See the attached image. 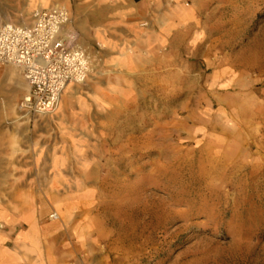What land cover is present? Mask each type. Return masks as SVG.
Segmentation results:
<instances>
[{
  "label": "rangeland",
  "instance_id": "rangeland-1",
  "mask_svg": "<svg viewBox=\"0 0 264 264\" xmlns=\"http://www.w3.org/2000/svg\"><path fill=\"white\" fill-rule=\"evenodd\" d=\"M61 2L93 69L35 122L21 69L0 67V264H264V0H0V16ZM27 214L66 215L68 244L23 243Z\"/></svg>",
  "mask_w": 264,
  "mask_h": 264
},
{
  "label": "built area",
  "instance_id": "built-area-1",
  "mask_svg": "<svg viewBox=\"0 0 264 264\" xmlns=\"http://www.w3.org/2000/svg\"><path fill=\"white\" fill-rule=\"evenodd\" d=\"M69 20V8L54 3L36 8L32 24L0 23V65L18 66L28 82L18 106L23 115L54 113L65 87L90 76L94 61L89 50L64 34Z\"/></svg>",
  "mask_w": 264,
  "mask_h": 264
},
{
  "label": "crops",
  "instance_id": "crops-1",
  "mask_svg": "<svg viewBox=\"0 0 264 264\" xmlns=\"http://www.w3.org/2000/svg\"><path fill=\"white\" fill-rule=\"evenodd\" d=\"M33 4H35V2ZM52 4H54V3H51L50 5H52ZM47 7H49V6H47ZM12 9L13 8L10 9V12H7V13L2 14L0 16V23L9 22V23H13V24H16V23H18V24H27V25L28 24H32L33 12H32V15H31V21L29 23H23V21L20 20V16L25 13V9L24 8L22 9L20 6L16 7L13 10ZM35 9L36 8H34L33 11ZM65 27H64V29H65ZM1 66L2 65H0V67ZM6 73H7L6 70L4 72H2V77ZM64 91H65V89L63 90V94H62L61 100L63 98ZM59 107H58V109H59ZM58 109H55L54 113H52V114L39 115V116H36V117H33V118L35 119V122H37V120H41V121L46 122L47 120H49L50 117H54V115L57 113ZM20 114H21L22 117H27L28 119H32L30 116L23 115L22 112ZM64 217L65 218H63L62 220H57V221L53 220L51 222H44V223L41 224V223H38V221L36 222L34 220L35 216H32L31 214L25 215L24 219L27 220V222H29L30 228L28 229V232L26 234L24 233L25 234V238L23 240V243H25L26 245H30V246H32V242H34V243H36L38 245H40V244L42 245L43 240H44L43 239L44 236H48L57 245L59 244L61 246V245H64V244L65 245L68 244L69 234H73L72 233L73 230L71 228L66 227V224L64 223V221L66 220L67 217H66V215H64ZM2 239H3V236L1 235L0 236V240H2ZM34 246H36V245H34Z\"/></svg>",
  "mask_w": 264,
  "mask_h": 264
},
{
  "label": "bare ground",
  "instance_id": "bare-ground-1",
  "mask_svg": "<svg viewBox=\"0 0 264 264\" xmlns=\"http://www.w3.org/2000/svg\"><path fill=\"white\" fill-rule=\"evenodd\" d=\"M71 84L72 83H70V84H68L66 87H65V91L67 90V89H70V87H71ZM64 91V92H65ZM62 101V100H61ZM61 101L59 102V104H58V106H57V108L56 109H58V107L60 106V104H61ZM58 218L60 219V220H62V218L60 217V216H58Z\"/></svg>",
  "mask_w": 264,
  "mask_h": 264
}]
</instances>
